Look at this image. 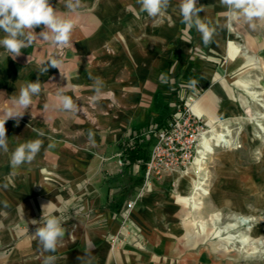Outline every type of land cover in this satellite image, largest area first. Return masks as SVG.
<instances>
[{"label":"crops","instance_id":"1","mask_svg":"<svg viewBox=\"0 0 264 264\" xmlns=\"http://www.w3.org/2000/svg\"><path fill=\"white\" fill-rule=\"evenodd\" d=\"M50 3L63 10L62 0ZM197 3L203 9L201 18L216 29L213 42L207 46L195 28L188 30L181 23L178 0H171L168 10L156 18L139 12L136 0H84V8L73 21V47L64 48L62 55L43 41L23 49L15 60L7 58L0 48V92L5 98L28 82L39 79L42 84L31 114L26 113L19 126L11 119L5 124L9 151H0V264H43L49 255L56 258L54 264L205 263L208 252L184 242L183 218L189 211L174 193L162 192L160 182L153 179L121 226L118 215L108 206L109 197L117 195L119 189L107 181L121 170L116 153L124 134L161 114V106L172 110L162 101V90L178 75V85L180 80L185 86L195 80L204 90L195 97L192 110L205 116L207 125L216 126L220 124L218 115L230 112L234 99L231 85L220 77L219 67L215 69L216 59L228 58V72L262 69L254 68L248 60L251 65L240 70L243 56L238 45L229 40L242 42L247 54L257 53L264 61V24L256 21L253 29L234 23L231 29L226 26V8L220 0ZM41 61L62 62L66 77L55 67L40 74ZM95 80L102 81L103 91L112 95L94 102ZM240 80L236 78L233 84L254 88ZM65 86L78 110L46 111L45 105L51 103L57 88ZM37 138L43 141L40 153L31 163L13 168L11 151L18 143ZM128 172L143 182L144 170L137 164L130 165ZM167 177L168 183L176 181L173 173ZM138 188L125 201L133 199ZM49 201L71 202L76 210L75 215L72 208L65 214V236L54 253L44 252L31 237L37 225L30 221L40 220L41 205ZM115 233L120 240L111 245L109 234ZM133 237L136 241L131 243ZM87 241L94 249L84 258Z\"/></svg>","mask_w":264,"mask_h":264},{"label":"rangeland","instance_id":"2","mask_svg":"<svg viewBox=\"0 0 264 264\" xmlns=\"http://www.w3.org/2000/svg\"><path fill=\"white\" fill-rule=\"evenodd\" d=\"M239 44L245 47L242 42ZM248 53L259 58L262 69L251 72H228L226 70L228 58L216 59L217 68L215 67V69L219 67L217 71H219L220 77L224 76L228 84L231 85L230 90L234 99L230 112H227L226 115H218L216 121L220 124L212 128L230 138L231 143L215 145L207 155L202 165L203 169L198 170V176L204 180L203 187L207 192L200 194L202 203L199 210L193 212L195 216L193 217L186 201V197L190 193L189 183L194 178L192 165H189L184 173L170 172L157 179L162 192L174 193L178 201L188 208L189 214L183 218L184 242L189 247L202 246L208 252L209 256L206 255L203 259L205 260L204 264H264V135L262 134L263 141L254 139L252 133L256 130L253 128V121L249 120L245 113L248 107L252 111L264 112V109L262 110L251 102L246 94L252 90L264 92V88L242 89L233 84V80L236 78L253 82L258 77V81L264 84V61L260 60L259 54L250 51ZM248 60L242 58L245 65L243 64L239 68L240 70L251 65L250 62H247ZM178 76L175 82H172L167 89L162 90V101L172 108L173 113L176 110L185 111V116H197L201 122L205 123V116L196 115L190 110L191 102L204 90L197 86L188 88L181 80L178 85L176 83ZM262 98H264V94ZM262 123L264 126V120ZM226 127L230 130L229 136ZM172 173L177 180L168 183L166 176H170ZM182 179L184 183L181 181ZM151 186L152 182L149 187L144 189L143 194ZM210 214H218L222 218L221 221L214 226L210 220ZM198 218L203 220V225L196 222ZM238 221L246 223L243 226L242 235H245L247 246L238 243L230 244L228 241L225 226L227 223H237Z\"/></svg>","mask_w":264,"mask_h":264},{"label":"clouds","instance_id":"3","mask_svg":"<svg viewBox=\"0 0 264 264\" xmlns=\"http://www.w3.org/2000/svg\"><path fill=\"white\" fill-rule=\"evenodd\" d=\"M136 3L139 5V12L146 13L149 18H156L168 10L171 0H136ZM220 3L226 8L224 15L226 26L229 28L234 23L248 24L253 29L257 27L256 21L264 24V0H220ZM62 4L63 10H57L50 0H0V32L3 33L0 36V48L8 54L7 58L15 60L22 54L23 49L31 47L37 41L46 42L50 47L58 49L73 47L71 39L73 21L84 8V0H62ZM197 5V0H178L179 15L186 29L195 28L202 43L207 46L213 42L216 29L211 26L210 21L201 18L200 13L203 9ZM40 26H43L42 30L37 32L36 29ZM40 64V74L46 73L49 67H55L62 76H65L62 62L41 61ZM196 83L192 80L186 87L195 88ZM92 88L95 92L92 98L94 102L112 95L103 91V83L100 80H95ZM67 90V86L58 87L55 95L50 98L51 103L45 105V110L76 112L78 107L72 97L66 94ZM41 92L42 84L39 79L28 82L7 98L5 93L0 92V97H3V103H0V151L4 153L9 151L6 122L11 119L19 126L24 115L29 111L31 114L34 98ZM39 135L43 136V131H40ZM42 146L43 141L39 138L18 143L11 151V166L19 168L31 163L40 153ZM41 208L40 220L30 221L31 224L37 225L31 237L38 241L44 252L54 253L65 236L66 229L63 227L66 222L65 214L72 208L75 215V206L71 202L57 204L49 201L42 204ZM86 248L84 258L92 254L94 245L91 241L86 242ZM55 259L54 256H46L43 264H54Z\"/></svg>","mask_w":264,"mask_h":264},{"label":"built area","instance_id":"4","mask_svg":"<svg viewBox=\"0 0 264 264\" xmlns=\"http://www.w3.org/2000/svg\"><path fill=\"white\" fill-rule=\"evenodd\" d=\"M63 49L56 50L58 56L62 55ZM204 127H206L204 129ZM210 130V126L201 122L197 116H185V111L176 110L172 114V119L162 127L151 125L144 132V138L152 136L153 142L150 146L149 157L144 166L143 182L137 189L135 197L125 201L118 214L121 226L126 224L128 214L135 206L136 201L142 196L144 189L149 187L153 179H160L170 172H186L191 165L193 158L203 148L202 135ZM133 142V141H132ZM211 148L215 143L210 140ZM219 144H223L220 142ZM117 163L122 166L120 153H116ZM132 237V236H131ZM120 240L119 234L109 235L111 245H115ZM136 238H131V243Z\"/></svg>","mask_w":264,"mask_h":264},{"label":"bare ground","instance_id":"5","mask_svg":"<svg viewBox=\"0 0 264 264\" xmlns=\"http://www.w3.org/2000/svg\"><path fill=\"white\" fill-rule=\"evenodd\" d=\"M231 29H232V27H231ZM234 35L236 36V38H238L237 34H234ZM232 42H234V44L236 43L238 45V47L240 48L239 49V54H241L243 56V58L249 59L252 62L254 68L260 69V63H259V59L258 58L247 54V50L244 47H242L241 44H239L235 40H232V39L229 40L230 44ZM258 79H259V77L256 78L253 82H250L251 80H247L246 81V79H245L243 82L245 84H247V85H254L253 87L258 89V88H261V85L259 84ZM241 84H243V83H241ZM246 94H247V96L250 98V100L253 103L258 105L259 108H261L262 110L264 109V98H262L264 92L259 91V90H252L250 92H246ZM194 101H195V99L190 104V110L192 112H194L192 110V105H193ZM245 113L247 115V118L249 120L253 121V125H254L253 128L256 130V131H254L252 133V136L256 140L260 139L261 141H263L262 134L264 135V126H263L262 121L264 120V112H262V111H252L248 107L245 110ZM196 115H198V114H196ZM205 124H206V122H205ZM212 127L213 126H210V130L207 132V135L206 134L202 135V139H201L202 143L201 144H202L203 148L199 151V153L193 158V161L191 162V165H192V167L194 169V171H193L194 178L189 183L190 184V193L186 197V201H187L188 207H189V209H190V211L192 213L193 212H197L199 210V208H200V205L202 203V200H201L202 197L200 196V194L207 192L205 190V188L203 187L204 183H205L204 180L200 179L199 176H198V172H199L198 170L203 169L202 165H203L205 159L207 158V155L213 150V149H210L211 148L210 140L213 141L215 143V145H218L220 142H222L225 145H228V144L231 143L230 142V140H231L230 138L225 137V135H222L220 132H218L217 130H215ZM229 131L230 130L227 128L226 132H227L228 136H229ZM221 219L222 218H220L218 216V214H210V220L212 221V224L214 226L216 224H218L221 221ZM196 222H198L199 225H203V220H201L199 218L197 219ZM245 224L246 223L239 222V221L237 223H227V225L225 226V230H226V233L228 234V241H230V244L238 243V244H240L242 246L243 245L247 246L246 243H245V235H242V230L244 229L243 226ZM258 233H260V231Z\"/></svg>","mask_w":264,"mask_h":264},{"label":"trees","instance_id":"6","mask_svg":"<svg viewBox=\"0 0 264 264\" xmlns=\"http://www.w3.org/2000/svg\"><path fill=\"white\" fill-rule=\"evenodd\" d=\"M160 111L161 114L152 118L146 125L126 132L118 143V152L122 161L121 170L117 175L108 177L107 180L115 183L113 188L119 189L117 195H111L108 201V206L115 214L121 210L130 192L141 185L142 179L131 176L128 167L137 164L140 171L144 170L149 157L150 146L153 142L152 136L148 139L144 138V132L153 124L156 127H162L172 119L173 110H170L168 106H161Z\"/></svg>","mask_w":264,"mask_h":264}]
</instances>
